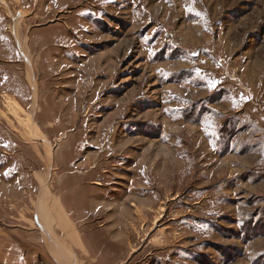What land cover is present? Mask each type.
<instances>
[{
	"label": "rangeland",
	"instance_id": "obj_1",
	"mask_svg": "<svg viewBox=\"0 0 264 264\" xmlns=\"http://www.w3.org/2000/svg\"><path fill=\"white\" fill-rule=\"evenodd\" d=\"M0 264H264V0H0Z\"/></svg>",
	"mask_w": 264,
	"mask_h": 264
}]
</instances>
